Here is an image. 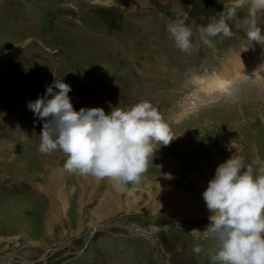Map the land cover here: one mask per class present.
<instances>
[{"label":"rangeland","instance_id":"1","mask_svg":"<svg viewBox=\"0 0 264 264\" xmlns=\"http://www.w3.org/2000/svg\"><path fill=\"white\" fill-rule=\"evenodd\" d=\"M239 1L0 0V264H214L212 237L190 230L203 231L209 218L193 216L187 201L206 203L203 191L193 192L196 180H189L188 170L199 159L206 166L217 160L218 166L232 155L264 166V67L243 75L248 69L230 59L238 50L264 59V40H249L242 23L250 0L229 21L231 37H213L214 48L199 39L198 26ZM178 10L188 12L193 28L189 52L167 31ZM256 19L264 33V10ZM186 56L194 62H185ZM197 69L212 71L208 78L226 74L228 99L217 101L222 86L214 95L201 94L193 77ZM54 80L71 85L75 110L102 107L107 114L148 100L174 135L149 158L138 185L117 184L121 203L127 197L131 202L115 206L114 215L108 216L107 204L101 215L99 197L89 196L93 181L95 192L104 191L97 177L67 171L60 149L39 151L44 121L27 103ZM20 161L25 163L15 166ZM167 161L183 165V172L163 176L160 167ZM40 170L63 178L59 190L49 189L51 181ZM97 216L103 218L94 227ZM148 227L156 230L149 237L136 234Z\"/></svg>","mask_w":264,"mask_h":264},{"label":"clouds","instance_id":"2","mask_svg":"<svg viewBox=\"0 0 264 264\" xmlns=\"http://www.w3.org/2000/svg\"><path fill=\"white\" fill-rule=\"evenodd\" d=\"M238 6L228 7L218 18L198 26L203 44L214 48L213 37L233 35L229 21L236 17ZM261 10L264 0H250L242 23L251 41L264 40L256 19ZM188 20V12L178 10L167 23V31L184 52L193 47V28ZM70 91V84L54 80L46 85L43 95L27 103L34 116L44 121L39 151L62 150L67 156L63 166L69 172L108 177L119 186L129 182L138 185L149 158L152 160L156 149L174 138L157 107L143 100L127 109L113 107L107 114L102 107L75 110ZM134 191L128 189V194ZM202 197L211 213L209 224L203 231H191L212 237L216 251L210 259L214 264H264V166L254 168L232 155L216 167ZM193 251L199 253L200 245Z\"/></svg>","mask_w":264,"mask_h":264},{"label":"bare ground","instance_id":"3","mask_svg":"<svg viewBox=\"0 0 264 264\" xmlns=\"http://www.w3.org/2000/svg\"><path fill=\"white\" fill-rule=\"evenodd\" d=\"M245 2L246 1H243V2H240L239 1L238 3L240 4V3H245ZM169 5H171V4H169ZM241 65H242V70H244V69L247 70V64L246 63L245 64H241ZM224 75H226V74H224ZM224 75H219V77L212 76L210 78H208V76H207L206 78H204L202 80H199V82H201V84H202V87L199 86V89L198 90L199 91L202 90L206 94H212V95H214L215 94V91L218 90L221 87L220 85L221 84H225V83H222V82L225 81V79H224L225 76ZM212 89H213V91H212ZM259 92L261 93L262 92V89H260ZM195 93L197 95H201L202 94L201 91H200L201 94L198 91H196ZM216 96H217V94H216ZM175 137H178V135L175 136ZM227 150H230V149H227ZM250 151H252V149ZM220 154H224V151H222ZM256 158H258V157L256 156ZM11 161H12V159H11ZM197 162H198V167H194V168L188 170V173H187V175L189 176V180H191V179L192 180L193 179L196 180V184L195 185H192L193 186V189L192 190L196 194L200 193L201 191H204V190H202V188L204 187V184L206 182V179L208 177H210L208 175V172H210V169L211 168L216 169L218 161L217 160H212L211 161V164H209L208 166H206V164L203 161L201 162L200 159ZM23 163H25V161L24 162L23 161L16 162L15 166H18V165L19 166H22ZM161 166L162 167H160V168H161V172H162V175L163 176H166V175H168L170 173H178V172L181 173L184 170L183 169V165H176L172 161H167L165 163H162ZM199 166L201 167V169H200ZM34 168H36V167H34ZM156 169L158 170V167ZM197 170H200V171H197ZM40 172H41V170H40ZM41 173H42L41 175L44 176V177L48 175V179L51 181L50 182L51 183V186L49 187V189L53 193L55 192L56 189L59 190L60 182H62V180H63V178L55 177V175H59V174H54V173H51V172L50 173H46L44 171L41 172ZM214 173H215V170H214ZM214 173H213V175H214ZM82 183H83V186H81V187L84 188V186H85V178H83V177H82ZM98 183H100V185H103V190L104 191L99 192V193L98 192H95V190H94V181H93L92 182V184H93V190H92L91 193H89V196L91 194L95 193V196H98L99 197L100 202L102 203V207H99L98 209H97V207H95V211L97 209V211L101 215H103L104 212H105V206L106 205H104V204H107V205H109L112 208L111 210L106 211L108 213V216H109V215H114V207L115 206H121L124 203H126V205L128 206L129 203L131 202L128 199V197H127V198H124V202L121 203V201L119 199L120 194H119L118 189H117V182L115 180L109 178V180L107 182L103 183L99 178H96V185ZM122 191L124 192L123 189H122ZM57 198H58V195L55 196V198H54L53 201H55ZM156 198L158 199V193L156 194ZM53 201H52V206H55L54 203H53ZM175 202H181V199H176ZM187 202L189 203L190 208H191V210L194 213L193 216L203 215L204 214L206 217L209 218V216H210L211 213H210L209 209L206 207V204H203L202 201L201 202L194 203L192 201V199H190ZM81 203H82V201L79 198V204H81ZM51 210H52V212H55L56 211L55 209H51ZM102 218L103 217H100V216L94 217L95 223L93 222L94 224L92 223V226H94V227L98 226V223H99V221ZM94 219H93V221H94ZM110 222H112V221H110ZM110 222H108V223H110ZM124 227H126V226H124ZM198 228H196V229H198ZM190 230H192V229H190ZM144 231H146L145 233H148L145 236L149 237V235L151 234L149 232L150 231H156V230L154 228L148 227L147 229H144ZM139 232H141V230H136V234L137 235H139Z\"/></svg>","mask_w":264,"mask_h":264},{"label":"water","instance_id":"4","mask_svg":"<svg viewBox=\"0 0 264 264\" xmlns=\"http://www.w3.org/2000/svg\"><path fill=\"white\" fill-rule=\"evenodd\" d=\"M111 227H113V226H118L117 224H115V225H110ZM121 226V225H120ZM122 228H124V229H126V227H124V226H121ZM98 230H101V228L100 229H98ZM142 233H144L145 234V231L144 230H142L141 232H139V234H142Z\"/></svg>","mask_w":264,"mask_h":264}]
</instances>
